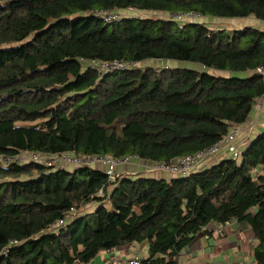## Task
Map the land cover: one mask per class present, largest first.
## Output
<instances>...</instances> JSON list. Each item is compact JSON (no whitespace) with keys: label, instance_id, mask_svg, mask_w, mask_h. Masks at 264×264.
I'll return each mask as SVG.
<instances>
[{"label":"trees","instance_id":"16d2710c","mask_svg":"<svg viewBox=\"0 0 264 264\" xmlns=\"http://www.w3.org/2000/svg\"><path fill=\"white\" fill-rule=\"evenodd\" d=\"M128 9L109 22L92 13ZM235 18L264 21V0H0V157L169 162L210 147L245 123L264 94L256 70L264 28L227 22ZM114 60L140 66L96 65ZM149 60L191 68L141 65ZM200 165L155 178L110 177L101 165L0 161V264H90L125 244L147 248L139 264H178L207 224L232 221L251 230L254 260L264 264V126L243 142L239 159Z\"/></svg>","mask_w":264,"mask_h":264},{"label":"crops","instance_id":"0c3cea01","mask_svg":"<svg viewBox=\"0 0 264 264\" xmlns=\"http://www.w3.org/2000/svg\"><path fill=\"white\" fill-rule=\"evenodd\" d=\"M227 20V22L233 24L236 27L257 23L264 28V21H258L253 18H235ZM257 105H261V101L259 99H257L245 123L238 126L243 130V134L240 136V138H237L236 144L238 146L241 145L242 147L243 142L248 137L256 135V133L261 131L264 126V105L262 108L257 107ZM244 126H247L246 131L244 130ZM247 130L250 132V134L243 138ZM227 156V151L223 149L217 152L215 155H212L208 161H203L200 163L201 165H199H210ZM139 162L142 165H124V170H127L125 173L138 172L135 171V169L134 172H130L132 168H138L145 170H140L138 173H141V175L146 177H171L170 174L165 172H154V169L148 167V164H145L148 161ZM255 244L256 241L251 230L239 229V225L234 221L229 222L227 225H220L216 222H210L207 224V226H205V228L201 229L194 236L193 240L187 246L184 247L178 258V264H256L252 253ZM147 254L146 247L125 244L115 247L109 252H100L90 264H106L108 262L111 263L113 260L116 262H121V264H126L129 259L137 257L141 260L146 258Z\"/></svg>","mask_w":264,"mask_h":264},{"label":"built area","instance_id":"2783aa9c","mask_svg":"<svg viewBox=\"0 0 264 264\" xmlns=\"http://www.w3.org/2000/svg\"><path fill=\"white\" fill-rule=\"evenodd\" d=\"M128 10L126 11V13ZM95 15L101 17L104 21H111L116 18H120L121 15L120 11H92ZM166 17L170 16L172 19H175L177 21H182L183 19L187 17L194 16L198 18V15L187 12L182 14H173V15H165ZM137 62L132 61H120V60H114L109 63H101L96 64L98 65V68L101 70V72L111 70V71H117V70H125L135 67ZM257 72L261 75L264 81V63L260 65L257 69ZM259 100L261 101V105H257V107L262 108L264 105V94L260 96ZM243 134V130L241 127H235L231 130L228 134H226L224 137H222L219 141H217L215 144L211 145L210 147L198 151L195 154L186 155L184 157H181L177 160L169 161V162H151L148 161L151 165H148L150 168L154 169L155 171H161L168 173L170 175H188L194 168H196L201 162H203L206 158L215 155L217 152L221 150H226L229 157L239 159L240 153H241V145L238 146L237 138ZM139 159L138 156L133 155L131 157H123V158H116L110 155H88V156H77L75 154L71 153H61L59 155H53V156H43L40 153L31 152V153H25L20 152L13 156H3L0 157V161L3 165H9L13 162H42L46 163L48 165H62V166H91V165H103L105 167V172L108 176H113V174L116 171V168L118 166L124 165L128 163L129 161H134ZM226 225L229 224V222L225 223ZM109 252L110 250H106ZM109 263V262H108ZM112 264H121V262L112 261ZM140 259L137 257H134L132 259H129L126 264H139Z\"/></svg>","mask_w":264,"mask_h":264},{"label":"rangeland","instance_id":"374dc122","mask_svg":"<svg viewBox=\"0 0 264 264\" xmlns=\"http://www.w3.org/2000/svg\"><path fill=\"white\" fill-rule=\"evenodd\" d=\"M127 10H120V13L121 15H123L125 13V15H127L126 13ZM162 14L164 18L165 17V13H157L156 15H160ZM129 15V13H128ZM135 15H139V16H142V17H146V16H151V15H155V14H152V13H149L147 11H139V12H135ZM195 18L194 16H191V17H187L185 19H183L182 21H190V22H193L195 21ZM199 22H205L207 24H209L210 26L212 27H218L220 24L219 23H223L224 21L223 20H216V19H213V18H205V17H202V16H199L198 20ZM196 21V22H197ZM251 24H256L258 25L257 23H251ZM260 25H258L259 27ZM226 28H228L229 31H232V25L230 24H226ZM151 65V66H154V67H158V66H170V67H188V68H191L188 64V62H180V61H153V60H149V61H145L143 62L141 65ZM140 64H137L135 67H139ZM208 72L212 73L213 75H217V76H230L231 73L228 72V71H223V70H216V69H208ZM19 124H24V125H33L34 122H28V121H21V122H18ZM247 125V124H245ZM246 127L247 126H244V130L246 131ZM248 134H250V132L247 130V132H245L243 138L245 136H247ZM242 135V134H241ZM240 135V136H241ZM240 136L238 138H240ZM239 143V142H238ZM224 155V154H223ZM211 157V156H210ZM208 157V159L210 158ZM208 159L206 158L204 161H208ZM144 163V162H143ZM130 164H136L137 166L139 165H142L139 161H129L128 163L124 164V165H130ZM145 164H148V165H151L150 163L146 162ZM122 167L118 166L116 169V171H122V172H125L127 170H124L123 168V165H121ZM152 166V165H151ZM73 166H68V168H72ZM149 167V166H148ZM134 169L135 171H138L140 172V170L142 169H138V168H132V170H130V172H134ZM144 169V168H143ZM146 170H149V169H146ZM142 171H145V170H142ZM157 171V170H156ZM155 172V170H154ZM170 176H174V175H170ZM106 207L108 209H111V205L109 203H106ZM222 225H226V224H222Z\"/></svg>","mask_w":264,"mask_h":264},{"label":"clouds","instance_id":"9594fccd","mask_svg":"<svg viewBox=\"0 0 264 264\" xmlns=\"http://www.w3.org/2000/svg\"><path fill=\"white\" fill-rule=\"evenodd\" d=\"M131 12H132V11H131L130 9H128V13H131ZM135 12H136V11H134V15H135ZM154 14H157V13H154ZM165 14H166V13H165ZM138 16H139V15H138ZM165 17H166V16H165ZM238 126H239V125H238ZM238 126H235V127H238ZM235 127H234V128H235ZM240 147H241V146H240ZM228 156H229V155H228Z\"/></svg>","mask_w":264,"mask_h":264},{"label":"water","instance_id":"95a60500","mask_svg":"<svg viewBox=\"0 0 264 264\" xmlns=\"http://www.w3.org/2000/svg\"><path fill=\"white\" fill-rule=\"evenodd\" d=\"M149 13H152V14H154L155 12H149Z\"/></svg>","mask_w":264,"mask_h":264}]
</instances>
